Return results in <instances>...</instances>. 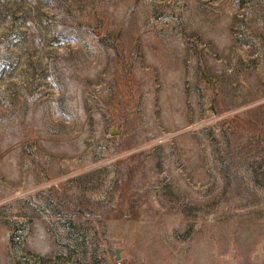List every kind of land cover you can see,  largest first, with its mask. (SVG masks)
Segmentation results:
<instances>
[{
    "label": "rangeland",
    "instance_id": "obj_1",
    "mask_svg": "<svg viewBox=\"0 0 264 264\" xmlns=\"http://www.w3.org/2000/svg\"><path fill=\"white\" fill-rule=\"evenodd\" d=\"M0 264H264V0H0Z\"/></svg>",
    "mask_w": 264,
    "mask_h": 264
},
{
    "label": "water",
    "instance_id": "obj_2",
    "mask_svg": "<svg viewBox=\"0 0 264 264\" xmlns=\"http://www.w3.org/2000/svg\"><path fill=\"white\" fill-rule=\"evenodd\" d=\"M117 255H118V253H117Z\"/></svg>",
    "mask_w": 264,
    "mask_h": 264
}]
</instances>
